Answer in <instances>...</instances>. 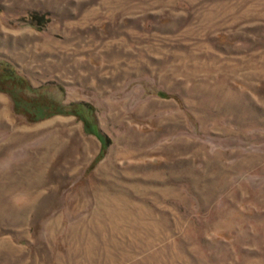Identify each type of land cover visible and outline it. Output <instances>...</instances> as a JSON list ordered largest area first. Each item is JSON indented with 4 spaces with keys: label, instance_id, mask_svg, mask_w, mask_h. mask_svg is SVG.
<instances>
[{
    "label": "rangeland",
    "instance_id": "1",
    "mask_svg": "<svg viewBox=\"0 0 264 264\" xmlns=\"http://www.w3.org/2000/svg\"><path fill=\"white\" fill-rule=\"evenodd\" d=\"M0 264H264V0H0Z\"/></svg>",
    "mask_w": 264,
    "mask_h": 264
},
{
    "label": "trees",
    "instance_id": "2",
    "mask_svg": "<svg viewBox=\"0 0 264 264\" xmlns=\"http://www.w3.org/2000/svg\"><path fill=\"white\" fill-rule=\"evenodd\" d=\"M30 16H31L30 18H31L34 22H37L38 25H42V24L48 22V18H46L44 15H38V14L35 15V14H32V15H30ZM161 94H162V93H161ZM54 112L62 113V110H61V109H58V110H55V111L50 112V113H48V114L52 115V114H54ZM48 114H47V115H48ZM47 115H45V117H46ZM38 118H44V117L39 116ZM86 125H87V122H84V127H85ZM85 130H86V129H85ZM87 131L90 132V133H93L94 135H96V136L99 138V140L101 141L102 146H103V143H105V141H106V138H105L104 136H100V135L97 133V130H96V131H93V130H91V129H88ZM99 154H100V152H99Z\"/></svg>",
    "mask_w": 264,
    "mask_h": 264
}]
</instances>
